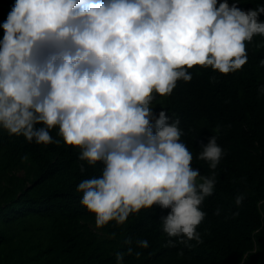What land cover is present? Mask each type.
<instances>
[{
  "label": "clouds",
  "instance_id": "clouds-1",
  "mask_svg": "<svg viewBox=\"0 0 264 264\" xmlns=\"http://www.w3.org/2000/svg\"><path fill=\"white\" fill-rule=\"evenodd\" d=\"M238 4L15 0L0 24V128L45 146L60 144L50 134L58 129L81 161L102 162L100 175L76 189L98 228L159 205L170 209L161 218L168 237L199 242L201 205L216 181L192 166L180 121L157 113L153 101L191 81L194 66L227 75L247 63L246 42L264 37V4ZM201 148L197 159L216 169L223 155L217 137ZM115 264H124L122 253Z\"/></svg>",
  "mask_w": 264,
  "mask_h": 264
},
{
  "label": "trees",
  "instance_id": "trees-1",
  "mask_svg": "<svg viewBox=\"0 0 264 264\" xmlns=\"http://www.w3.org/2000/svg\"><path fill=\"white\" fill-rule=\"evenodd\" d=\"M14 3L0 0V24ZM260 4L239 0L237 6ZM3 34L0 28V39ZM246 51L240 70L225 75L194 66L191 81H178L171 95L153 101L157 113L180 121L192 166L216 181L201 205L199 242L168 237L161 218L170 209L159 205L98 228L76 189L100 175L102 162L81 161L80 149L64 144L58 129L50 134L60 144L45 146L0 128V264H115L117 253L124 264H264V37L246 42ZM212 135L223 150L216 169L197 159ZM237 196L244 197L239 205Z\"/></svg>",
  "mask_w": 264,
  "mask_h": 264
}]
</instances>
